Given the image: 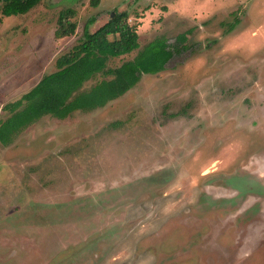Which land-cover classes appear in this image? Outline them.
Instances as JSON below:
<instances>
[{
  "label": "rangeland",
  "instance_id": "374dc122",
  "mask_svg": "<svg viewBox=\"0 0 264 264\" xmlns=\"http://www.w3.org/2000/svg\"><path fill=\"white\" fill-rule=\"evenodd\" d=\"M2 5L0 121L115 13L138 47L109 67L157 40L176 51L104 106L0 142V264H264V0ZM68 8L75 31L56 37Z\"/></svg>",
  "mask_w": 264,
  "mask_h": 264
},
{
  "label": "trees",
  "instance_id": "16d2710c",
  "mask_svg": "<svg viewBox=\"0 0 264 264\" xmlns=\"http://www.w3.org/2000/svg\"><path fill=\"white\" fill-rule=\"evenodd\" d=\"M1 13H23L39 0H0ZM73 9L61 11L57 17L55 36L62 37L75 31L71 17ZM135 26L126 21V13L110 16L95 30L84 32V37L70 50L58 56L56 70L44 74L30 90L3 106L9 115L0 121V142L8 145L21 127L42 115L65 118L76 110L88 111L104 106L131 88L143 73H157L176 51L163 40L155 41L157 48L147 53L141 49L131 59L116 67L107 65L108 59L126 54L138 47ZM97 73L105 76L88 87L83 83ZM110 76V77H108Z\"/></svg>",
  "mask_w": 264,
  "mask_h": 264
}]
</instances>
